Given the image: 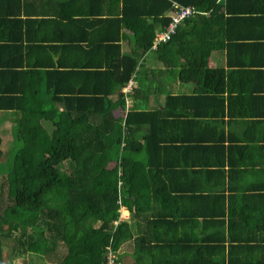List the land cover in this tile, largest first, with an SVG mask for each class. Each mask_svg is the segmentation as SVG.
Returning a JSON list of instances; mask_svg holds the SVG:
<instances>
[{
	"label": "trees",
	"instance_id": "16d2710c",
	"mask_svg": "<svg viewBox=\"0 0 264 264\" xmlns=\"http://www.w3.org/2000/svg\"><path fill=\"white\" fill-rule=\"evenodd\" d=\"M179 1L211 10L209 19L202 16L201 27L195 26L193 23L201 14L195 8L196 12L179 26L171 40L153 49L156 56L168 62L177 51L176 56L184 57L181 78L197 81L211 92L208 96L213 105L210 117L222 126L225 116L232 123L233 119H248L244 122L250 124L251 137L246 141L253 146L247 144L239 149L242 153L246 146L257 147L259 138L254 136V130L264 125V61L250 62L244 47L264 44V15L251 14L256 8L264 11V0ZM128 6L129 3L124 5L126 10L116 21L131 28L138 51L123 55L126 59L120 62L116 74L112 71L116 66L111 63H107V68L87 70L92 72L85 78L93 84L87 89L89 93L78 94L74 86L70 89L74 94L70 95L61 89V83L74 76L71 72L79 68H75V63L67 66L69 63L63 54L69 49L75 51L70 47L82 46L67 45V37L51 29L57 28L58 20L49 17L52 20L48 27L47 18L29 13L26 0H0V53L35 51L27 65L11 62L6 57L0 60V75L4 74V80L0 78L3 85L0 111L12 113V121L18 124L13 137L19 133L21 140L11 149L14 155L8 170L0 172V264H16L32 253L51 264H106L109 246L117 255L116 264H124L120 245L130 236L125 233L130 228L121 217L122 208L129 209L134 221L137 214L145 211H149V218L150 214H156L157 201L152 198L164 193L159 187L166 171L154 176L157 177L153 179L157 181L155 184L135 154L143 149L163 151L166 146L162 143L168 145L169 141L135 148L136 128L140 129L143 119L135 114L139 105L130 103L135 84L129 94L123 87L130 78L136 77L138 58L152 49L158 29L167 27L171 18L160 14L170 8L171 2L141 0L131 4V10ZM233 22L239 27L241 22L244 31L248 28L246 34L236 38L231 35L229 29ZM215 25L226 32L224 38L219 30L211 29ZM247 34L252 37L247 38ZM192 36L199 39L194 46L188 43ZM182 39L189 44L182 48L185 51L180 50ZM220 46L228 50L227 58L232 65L228 71L208 66L210 51ZM91 47L96 50L99 46ZM58 54L62 56L56 60ZM16 86L21 89L16 90ZM114 87L119 89L117 97L113 96ZM80 91L83 93L84 89ZM148 123L147 134L156 135L157 116ZM143 137H147L144 132ZM2 142L0 135V160L9 152L2 149ZM174 148L177 147H171ZM244 157L261 168L249 169L251 172L256 170L255 175L264 172L261 159ZM231 163L237 175L242 164L238 165V160ZM186 164L182 159L165 160L168 172L177 173ZM173 185L171 190H180ZM248 191L243 197L244 207L232 206L229 218L237 216L238 231L241 233L243 228L246 235L251 230L263 244L264 237L259 236H264V192ZM218 213L221 215L222 210ZM248 239L243 236L241 241L246 245ZM23 262L30 264V261Z\"/></svg>",
	"mask_w": 264,
	"mask_h": 264
},
{
	"label": "crops",
	"instance_id": "0c3cea01",
	"mask_svg": "<svg viewBox=\"0 0 264 264\" xmlns=\"http://www.w3.org/2000/svg\"><path fill=\"white\" fill-rule=\"evenodd\" d=\"M26 1L29 13L33 14V17L47 18L48 27L53 17L58 20L57 28L51 29L67 37L65 40L67 45L82 46V48L70 47L75 51L69 49L63 54L65 62L69 63L67 66L71 67L75 63L77 66L75 68H79L71 72L74 76L67 77L61 83V89H65L67 94H74V91H70L74 86H77L78 94H88L87 89L93 84L85 81V78L92 73L87 70L107 68V63H111L116 66V69H112L116 74L120 62L124 63L126 59L123 55L138 51L131 28L117 24L116 18H121L120 16L124 14L126 10L124 5L129 3L128 9L131 10V4L141 0ZM168 1L171 2V6L160 14L162 16H170L175 3L195 6L181 3L179 0ZM261 1L263 0H259ZM216 2L224 3V0H216ZM140 8L142 9L141 5ZM198 9L197 12L201 14L197 15V21L193 24L200 28L201 21H204L202 16L209 19L211 10L206 11L202 7ZM222 10L225 12L224 6ZM251 14L264 15V11L256 8ZM153 20L155 21L156 18ZM211 29L219 30L223 38L225 37L226 32L221 26ZM247 29L244 31L241 22L240 27L237 22H233L229 31L236 38L239 34H246ZM160 30L162 29L159 28L158 31ZM251 37L252 35H248L247 38ZM183 40L180 42L182 43L180 50L185 51L183 47L188 43L194 46L199 39L192 36L188 43ZM92 45L99 47L95 50ZM259 45L244 47L246 58L250 62L264 61V50H262L264 44ZM153 49H155L154 45L151 50L138 58L136 77L134 76L135 89L130 103L132 102L131 104L136 107L137 104L139 105L135 114H139L138 117L143 119L140 129L136 128L135 148L146 144L150 147V144L161 143L165 139L169 141L168 145L162 143L166 146L163 151L143 149L135 154L139 163L148 172L151 181L154 182L153 179L166 171L163 174L161 188L159 187V191L164 193L153 196L152 199L154 202L157 201L158 208L155 215L150 214V218L149 211H145L137 214L134 221L129 209L123 207L126 212L121 211V215L130 228L125 230V233L130 236H127L120 245V253L124 259L122 262L124 264H264V243L261 244L257 240L258 234L254 235L249 229V234L245 235L243 228L240 233L238 231L240 220L235 215L232 219L229 218L232 214L230 210L232 206L244 207L243 197L245 192H249L248 189L253 192H264V172L255 175L256 170L253 173L249 169L261 168L252 165L249 160L245 161L244 157L247 155L257 160L261 159V163L264 164V125L257 126L254 130V136L259 138L256 141L258 146L252 148L246 146L242 154L239 146L247 144L253 146L246 141L251 137L250 124L244 122L248 119H233L232 123V119L225 116L224 126L218 124L210 117L213 105L208 96L211 92L200 86L197 81L181 78L184 57L176 56V51L172 60L164 62L156 56ZM22 51L24 53L18 51L7 55L0 53V60L6 57L11 62H23L27 65L35 51L26 52V49ZM227 52L226 46L210 51L208 66L228 71L232 65L227 58ZM60 55L56 56V60L62 56ZM96 65L98 67H95ZM3 75L1 74L0 78L4 80ZM42 83L44 84L45 81L43 80ZM0 87L3 85L0 84ZM15 89L20 90L21 87L16 86ZM81 89H84L83 93H80ZM118 92L119 89L114 87L113 96L117 97ZM249 92L251 93V90ZM254 109L258 111L257 108ZM7 113L9 115L2 121V126L16 124L12 121V113L6 110L0 111V115L4 117ZM154 116H157L159 127L156 135L151 136L150 133L147 134L148 122ZM143 132L147 137H143ZM171 147L177 148L171 149ZM169 159H182L187 164L184 167L182 165L180 169L177 167V173L168 172L167 170L170 169L165 166V160ZM236 160L240 162L238 165L242 164L241 171L237 175L232 170L235 165L231 163ZM160 163L162 164L159 165ZM157 165L159 166L156 167ZM245 167L248 169L247 172H242L246 171ZM172 174L174 177L170 176ZM154 183L157 184V181ZM174 183L177 185H173ZM172 185L180 190L173 188L171 190ZM160 206L163 208L160 209ZM210 210L213 211V215H209ZM221 210L220 215L218 212ZM243 236L249 238L246 245L241 241ZM234 237V240L228 241ZM230 242H233V246ZM219 245L220 247H216Z\"/></svg>",
	"mask_w": 264,
	"mask_h": 264
},
{
	"label": "built area",
	"instance_id": "2783aa9c",
	"mask_svg": "<svg viewBox=\"0 0 264 264\" xmlns=\"http://www.w3.org/2000/svg\"><path fill=\"white\" fill-rule=\"evenodd\" d=\"M173 11L170 15V21L167 27L158 31L155 37V43L153 44L156 47L161 42H167L173 38V36L177 33L179 26L189 17H191L195 12V8L193 6H185L175 3L173 5ZM134 78H130L128 83L124 86V92L129 94L134 87ZM129 102V101H128ZM116 254L112 251L111 246H109L107 261L106 264H116Z\"/></svg>",
	"mask_w": 264,
	"mask_h": 264
},
{
	"label": "rangeland",
	"instance_id": "374dc122",
	"mask_svg": "<svg viewBox=\"0 0 264 264\" xmlns=\"http://www.w3.org/2000/svg\"><path fill=\"white\" fill-rule=\"evenodd\" d=\"M8 115V113L5 115V117L4 115H0V134L3 140L2 149L9 151L7 154L5 153L2 159L0 160V172L8 170V167L14 155V151H12L11 149H15L14 147L18 145L21 141L19 133H16V137H13V130L18 124H11L10 126H7L8 124H4L5 126H2V121H4L5 118L7 119ZM124 212L126 211L124 208H122V213ZM5 249L6 251H9L10 247L8 248L6 245ZM24 260L30 261V264H51L50 262L45 260L44 257L36 253H32L31 256L26 255L25 259L21 258V260H17L16 264H24Z\"/></svg>",
	"mask_w": 264,
	"mask_h": 264
},
{
	"label": "clouds",
	"instance_id": "9594fccd",
	"mask_svg": "<svg viewBox=\"0 0 264 264\" xmlns=\"http://www.w3.org/2000/svg\"><path fill=\"white\" fill-rule=\"evenodd\" d=\"M170 17V16H169ZM121 217H122V215H121Z\"/></svg>",
	"mask_w": 264,
	"mask_h": 264
}]
</instances>
